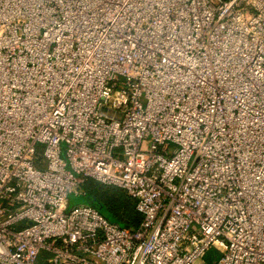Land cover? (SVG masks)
I'll list each match as a JSON object with an SVG mask.
<instances>
[{
  "label": "built area",
  "instance_id": "obj_1",
  "mask_svg": "<svg viewBox=\"0 0 264 264\" xmlns=\"http://www.w3.org/2000/svg\"><path fill=\"white\" fill-rule=\"evenodd\" d=\"M0 264H264V0H0Z\"/></svg>",
  "mask_w": 264,
  "mask_h": 264
},
{
  "label": "trees",
  "instance_id": "obj_2",
  "mask_svg": "<svg viewBox=\"0 0 264 264\" xmlns=\"http://www.w3.org/2000/svg\"><path fill=\"white\" fill-rule=\"evenodd\" d=\"M84 194L90 195L94 201H99L100 205L89 202L95 206L103 215L111 221L118 222L120 225L128 228L139 226L142 221V214L137 210V201L129 195L123 188L113 184H105L95 179H88L84 184ZM111 209L112 214L103 212V204ZM220 252L216 248H211L206 254V259L212 261L215 256H219Z\"/></svg>",
  "mask_w": 264,
  "mask_h": 264
},
{
  "label": "rangeland",
  "instance_id": "obj_3",
  "mask_svg": "<svg viewBox=\"0 0 264 264\" xmlns=\"http://www.w3.org/2000/svg\"><path fill=\"white\" fill-rule=\"evenodd\" d=\"M90 195H86L84 193H80V194H76V193H70L69 194V201H70V205H78V204H83V203H89V202H93L96 203V205H100L99 201H94V198H90ZM103 212H106L107 214L111 215V209L107 206V204H103V208H102Z\"/></svg>",
  "mask_w": 264,
  "mask_h": 264
},
{
  "label": "water",
  "instance_id": "obj_4",
  "mask_svg": "<svg viewBox=\"0 0 264 264\" xmlns=\"http://www.w3.org/2000/svg\"><path fill=\"white\" fill-rule=\"evenodd\" d=\"M102 110L103 111H105V112H107V113H110V114H112L113 113V111L112 110H110V109H108L107 107H102Z\"/></svg>",
  "mask_w": 264,
  "mask_h": 264
}]
</instances>
